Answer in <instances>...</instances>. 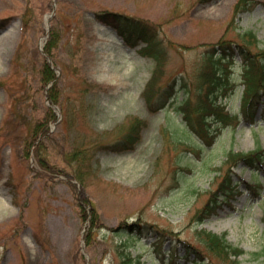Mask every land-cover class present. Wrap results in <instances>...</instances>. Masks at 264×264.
Here are the masks:
<instances>
[{
	"label": "rangeland",
	"instance_id": "374dc122",
	"mask_svg": "<svg viewBox=\"0 0 264 264\" xmlns=\"http://www.w3.org/2000/svg\"><path fill=\"white\" fill-rule=\"evenodd\" d=\"M235 1L0 0V264H121L124 246L141 264H192L163 252L169 240L155 246L147 222L174 229L202 249L199 229L225 233L244 250L219 258L204 250L213 264H264V185L259 195L250 192L245 184L255 181L250 168L240 164L235 169L245 180L241 192L203 223L196 220L207 190L215 187L213 167L226 160L230 149L263 146L264 121L249 127L241 120L236 128L226 121L213 144L201 142L182 130L178 104L186 94L179 87L165 109L151 113L142 90L156 60L142 51L144 41L130 44L99 17L116 11L154 24L163 56L156 90L184 75L194 100V67L207 43L223 36ZM48 19L60 37L51 57L59 67L58 114L41 137L53 170L39 164L34 149L29 157L24 152L32 126L51 108L40 79ZM237 20L239 29L255 31L258 46L264 47V5L240 13ZM234 36L230 30L225 37ZM232 73L241 74L236 60ZM239 103L240 91L226 109L236 111ZM136 118L148 121L139 144L122 152L112 149L107 143L119 140ZM164 126L177 146L167 144ZM178 166L184 176L176 173ZM79 168L86 174L83 182L74 173ZM85 201L90 207L83 212ZM124 220L145 227L131 232L118 226ZM185 248L179 247L180 255Z\"/></svg>",
	"mask_w": 264,
	"mask_h": 264
},
{
	"label": "trees",
	"instance_id": "16d2710c",
	"mask_svg": "<svg viewBox=\"0 0 264 264\" xmlns=\"http://www.w3.org/2000/svg\"><path fill=\"white\" fill-rule=\"evenodd\" d=\"M243 1L244 0H239V2L236 3L237 8L244 9L242 5ZM122 18L123 20H121ZM113 19L117 20L116 28H118L119 30H125V31L133 30L139 32L148 43L157 41L155 31L153 29L155 28V25L148 24L147 20L141 19L135 21L133 18L118 16V14L116 13L113 15ZM241 34L242 33H238V35ZM59 40H60L59 33L55 30H51L49 39L44 45V51L46 52L48 57H53L54 55L53 48L57 46ZM242 40L244 42L243 44L249 46L254 42L256 43V36L253 33L248 32L246 33L245 37ZM242 53L245 60V62L243 63L244 75L245 77L246 76L253 77L252 82H250V85L249 83H247L246 94L250 95L252 92L251 89H254L255 87L258 86H264V60H259L258 66H256L254 61L255 55L253 52H249L248 50H242ZM256 58L260 59L259 57ZM206 74L207 77H209L210 73H206ZM257 76L259 77L258 80H257ZM55 77H56L55 69L51 66L48 60H44L42 65V71L40 73L41 81L43 83H48L54 80ZM57 82L58 81L55 80L49 90L50 101L51 103H55V104L58 103L60 99V90ZM154 82H155V77L152 78L150 85L146 87V90L144 92V95L147 96L148 100H150V96L154 93L153 91L154 89L152 86ZM230 88H231V79L228 78L227 76H224L223 74H220L218 76L210 75L208 81L201 82L200 84L199 90L201 93V97L197 101L196 110L197 111L202 110L203 113L206 109H210V111L213 110L214 106L217 103V98L225 94ZM182 108L184 110V115L186 116L188 122L191 124H193V122H196L197 127H195L196 129H194L196 132L202 134L201 131H204L207 135L210 134V137H212L211 123L210 125L205 123V119H206L205 114L201 113L199 118L197 119L191 118V113L189 112H192V109L190 108L188 99L183 101ZM56 116L57 114L55 110L53 108H49L48 112L46 113V116L44 115L42 120L34 123V125L31 128V132L24 150L25 154L29 157L34 149L39 164L46 169H52V167L48 163L49 160L43 154L44 148L41 146L42 143L41 137L46 135L50 131L49 122L56 120ZM145 125H146L145 120L136 118V120L132 122L128 130H125L126 133L123 136L119 137V140L116 141L113 140L110 143L107 142L106 143L111 144V148L118 151H125L134 148L135 145L141 141L142 130ZM209 126H210V132L208 130ZM165 136L167 137L166 139H168L167 144L169 146L171 144L170 141L176 143V140L173 139V137H169L166 134ZM228 154H229L228 158L226 159L225 162L222 163V165L213 167V171L219 172L216 173L213 177L214 179L213 183L216 184V187L211 188L210 191L207 190L209 197L207 198V200H205L204 204L197 209L196 220L198 221V223H202L205 220V218L209 217L212 213H214L217 210V208L221 206L222 202L228 199L229 193L236 188V185H233L234 181L232 179L231 172L233 170V167L237 165V163L240 160H244L247 163L254 164L257 161L263 162L264 159V149H262L261 147L250 152H243V151L234 152L233 150H230ZM74 173L78 180H80L81 182L84 181L86 175L84 169L82 168L76 169L74 170ZM196 193L198 196L200 195L199 191H196ZM222 196H224V198L221 199ZM87 205L88 203L85 201V205L82 206L83 212L86 211ZM83 216L86 217L87 214H83ZM96 217L97 215L96 213H94V215L90 220L91 228L93 227V225L96 224ZM147 223L149 227H151V229L153 230L154 234L157 236V238L154 240L156 246H158L159 248L162 246L163 238L170 241L169 247L163 252H167L168 257L171 260H173L178 254L177 242H183L185 245H187L188 251H193L194 261L196 264H209V261L206 260V257L208 255L204 250H207V252L212 253L215 257L216 256L219 257L218 255H222L223 257H228L232 253L237 255L243 251L241 248L237 246L232 247L227 242V240L224 238L223 235H219L214 231H210L204 228L199 229V232L202 234L200 244L204 246V249H202L199 244L191 243V241H188L187 239H183L180 236V233L178 231H175L174 229L167 231L166 228H162L157 224H154L152 222L151 223L147 222ZM140 225L141 224L138 222H134L133 224L128 223V220H124L121 222L122 227L126 226V228L130 230L136 229V227ZM91 228H89V231L86 234V242L88 244H90L93 239ZM119 251H120L119 256H120L121 264H141L139 257L133 256L132 252L127 247L124 246ZM186 254L189 253L186 252Z\"/></svg>",
	"mask_w": 264,
	"mask_h": 264
},
{
	"label": "bare ground",
	"instance_id": "6f19581e",
	"mask_svg": "<svg viewBox=\"0 0 264 264\" xmlns=\"http://www.w3.org/2000/svg\"><path fill=\"white\" fill-rule=\"evenodd\" d=\"M3 37H6V34H5V35H3Z\"/></svg>",
	"mask_w": 264,
	"mask_h": 264
}]
</instances>
